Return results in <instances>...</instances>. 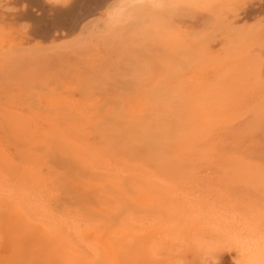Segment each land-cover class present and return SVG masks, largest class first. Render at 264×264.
<instances>
[{
  "label": "bare ground",
  "instance_id": "1",
  "mask_svg": "<svg viewBox=\"0 0 264 264\" xmlns=\"http://www.w3.org/2000/svg\"><path fill=\"white\" fill-rule=\"evenodd\" d=\"M29 1L57 24L0 5V264H264V0Z\"/></svg>",
  "mask_w": 264,
  "mask_h": 264
},
{
  "label": "rangeland",
  "instance_id": "2",
  "mask_svg": "<svg viewBox=\"0 0 264 264\" xmlns=\"http://www.w3.org/2000/svg\"><path fill=\"white\" fill-rule=\"evenodd\" d=\"M4 1V2H3ZM10 1H12V2H14V1H16V0H10ZM6 2H9V0H0V5L2 6V3H6ZM21 2H22V5H19V6H17L16 8L14 7V12L15 13H12L13 12V10L11 9L9 12L10 13H12V14H15V15H22V17H21V20H19L17 23H18V25H20L19 27H20V29L22 30V33H24V34H29V36L31 37V35L33 36V35H35L34 33H33V29L35 28V27H37V26H39V23L41 22V27L42 26H49V27H51V28H54V25L55 24H57V20H56V15H55V13H54V11L52 10V8L50 7V5H47V7L46 8H43V10H42V7H38V5L37 4H35L34 5V3L33 2H30L29 0H21ZM4 5V4H3ZM14 6V5H13ZM19 7V8H18ZM21 8V9H20ZM36 10H35V9ZM40 8V9H39ZM18 9L19 10H21V12L19 11V12H17L16 13V11H18ZM25 9V11H23ZM37 9H38V11H37ZM51 9V10H50ZM8 11V10H7ZM53 11V12H52ZM41 12V13H40ZM46 12H47V14H46ZM19 13V14H18ZM39 13H40V15H39ZM48 13H50V14H48ZM51 15V16H50ZM23 17H25V18H23ZM34 17V18H33ZM44 17V18H43ZM45 17H46V19H45ZM42 18V19H41ZM52 18H53V20H52ZM19 19V18H18ZM30 19V20H29ZM33 20V21H32ZM37 20H39V22L37 21ZM55 20V21H54ZM26 21V22H25ZM30 21V22H29ZM46 22H48V23H46ZM46 23V24H45ZM26 24V25H25ZM201 24H202V22L201 21H190V20H187L186 22H185V26L188 28V29H192V28H198V27H200L201 26ZM26 26V27H25ZM24 27V28H23ZM59 29H61V28H59ZM68 29V33L70 32V30H69V27L67 28ZM39 37H41L40 39H39V37H36V43L37 44H41V45H45V43H46V45L45 46H47V44H48V42H47V40L42 36V35H38ZM38 38V39H37ZM69 39V38H68ZM67 39V40H68ZM69 41H71V40H68L67 42H69ZM67 44V43H66ZM67 45H72V43H69V44H67ZM235 255L234 254H231V253H229V252H224V253H222L220 256H219V258H218V260H217V262H215L214 264H235L234 262V257ZM232 261V262H231Z\"/></svg>",
  "mask_w": 264,
  "mask_h": 264
}]
</instances>
